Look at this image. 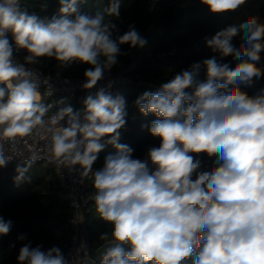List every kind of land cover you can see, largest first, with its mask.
<instances>
[{
  "label": "clouds",
  "instance_id": "obj_1",
  "mask_svg": "<svg viewBox=\"0 0 264 264\" xmlns=\"http://www.w3.org/2000/svg\"><path fill=\"white\" fill-rule=\"evenodd\" d=\"M79 2L60 0L59 16L48 19L30 14L21 0H0V167L22 154L15 147L20 140L33 136L45 147L34 148L16 168L17 184L30 178L41 159L61 170L79 165L81 177L96 190L92 199L99 218L111 225L99 238L106 246L100 264H264V94L249 96L240 89L241 83L251 86L264 77L257 66L264 22L250 16L206 39L212 52L237 62L234 68L213 56L138 96L139 112L157 117L148 131L161 141L141 159L119 142L127 116L122 95L101 88L83 100L82 110L69 105L48 116L52 104L44 98L52 95L51 87L41 93L38 74L25 67L41 57L61 66L88 64L82 86L87 90L118 62L121 45L147 43L133 25L114 36L123 0H108L94 15L82 13ZM200 3L220 14L238 10L246 0ZM8 33L16 50L28 53L24 63L14 60ZM238 35L242 42L236 47L232 41ZM43 83L48 85V78ZM104 137L109 138L102 143ZM106 145L115 153L94 170ZM200 153L215 156L210 171H202V161L192 155ZM11 223L0 216V235L9 233ZM17 261L89 264L90 256L83 245L69 260L59 247L45 251L28 243Z\"/></svg>",
  "mask_w": 264,
  "mask_h": 264
},
{
  "label": "trees",
  "instance_id": "obj_2",
  "mask_svg": "<svg viewBox=\"0 0 264 264\" xmlns=\"http://www.w3.org/2000/svg\"><path fill=\"white\" fill-rule=\"evenodd\" d=\"M21 6L30 14L35 13L41 18L51 19L59 16L61 5L60 0H21ZM107 6L108 0L79 2L80 11L89 15H94ZM250 16H257L264 22V0H246L238 10L220 14L211 13L200 0H123L120 17L113 21L118 28L114 36L122 35L133 25L147 41L142 48L121 45L122 54L110 69L115 73L128 66L126 75L133 81V84L124 85L120 94L126 100L127 116L125 126L119 130V142L134 149V158H146L148 149L159 147L161 143L159 137L152 136L148 131V126L157 117L153 113L145 116L139 112L134 103L138 96L145 91L155 92L154 84L172 79L175 74L188 69L193 63L213 56L219 62L229 63L234 68L237 62L231 56L221 58L219 53L212 52L206 46V39H211L218 31L232 23L238 24ZM9 42L14 49L15 42L11 33ZM241 42L239 35L232 41L236 47ZM17 54L24 62L28 53L19 49ZM35 65L45 71L59 66L63 75L73 77H84L85 70L90 67L79 62L61 66L54 58L45 57L38 58ZM257 66L264 68V51L261 52ZM199 79H206L203 68ZM137 81L142 84H137ZM240 89L249 96L264 94V77L255 80L251 86L241 83ZM133 113L136 117L129 120ZM114 153L115 149L106 145L98 153V159L92 167L95 170L100 169L105 157ZM192 155L202 161V171H210L215 166V156L209 157L206 153ZM16 175L12 165L0 167V216L12 222L9 233L0 235V264H18L19 249L28 243L32 247L39 245L45 251L56 246L64 254L70 239L66 220L72 213V208L57 197L60 181L54 169L50 165L42 167L41 162H38L30 169V178L26 181L17 184L14 179ZM95 191L91 182L88 202L82 209L88 244L94 249L105 243L99 239L100 236L111 231V225L100 219L96 212L92 199ZM21 235L25 239H18ZM183 264H191V260H185Z\"/></svg>",
  "mask_w": 264,
  "mask_h": 264
},
{
  "label": "built area",
  "instance_id": "obj_3",
  "mask_svg": "<svg viewBox=\"0 0 264 264\" xmlns=\"http://www.w3.org/2000/svg\"><path fill=\"white\" fill-rule=\"evenodd\" d=\"M153 1V0H151ZM9 39V33L7 34ZM13 58L18 63H24L21 57L17 54L16 48H14ZM26 69L35 71L38 74L40 80V91L43 93L48 86L51 87V96H45L46 103L52 104V108L48 113V116L53 115L60 108L65 106H72L74 109V102L77 105L83 106V100L88 95H95V93L104 88L107 92L115 95H120L121 90L120 87L133 84V81L126 75V71L128 70V66L123 67L118 72L113 73L111 70L105 71L103 79L98 81L97 85L92 89H84L82 86L86 82L85 77H73L62 74L61 67L57 66L52 70H42L37 65H25ZM48 78V85L43 83L44 79ZM170 80V79H169ZM168 80H164L158 84H154L153 88L157 91L162 83L167 82ZM137 84H142L141 81H137ZM111 85V87H109ZM71 93L75 94V98L67 100L64 104L59 103V100L55 99L54 102H51V98L53 96ZM52 109H55L52 111ZM136 117V114L133 113L129 116V120H133ZM107 137L102 138L101 142L103 143ZM16 150L21 155H13L12 160L7 165H12L15 168L18 166H22L25 164L29 155H31V151L35 148L37 150L44 149L45 141L40 140L39 137H25L20 140L15 146ZM6 148H11L10 145H6ZM9 154H12L11 151ZM44 153L42 152L41 155ZM38 162H46V160H38ZM49 164V163H48ZM56 173L59 181H60V190L57 194L58 199L68 203V205L72 208V213L67 218V224L70 229V239L68 244L66 245L64 255L71 260L73 256L77 253V249L81 246V228L84 224L82 209L86 206L89 198V188L91 186V181L87 178H82L80 173L82 169L79 165H76L71 171L68 169H59L52 164H49ZM94 169V168H93ZM95 170V169H94ZM76 205H79L78 207ZM94 264H100V262H95Z\"/></svg>",
  "mask_w": 264,
  "mask_h": 264
},
{
  "label": "water",
  "instance_id": "obj_4",
  "mask_svg": "<svg viewBox=\"0 0 264 264\" xmlns=\"http://www.w3.org/2000/svg\"><path fill=\"white\" fill-rule=\"evenodd\" d=\"M105 243H103L102 245H104ZM81 245H83L85 247V250L88 252L89 256H90V261L89 264H94L95 262H101V258L103 255V252L105 250V247L99 246L98 248L94 249L92 248L89 244H88V240H87V233L84 227V224L82 225L81 228ZM127 247V246H125Z\"/></svg>",
  "mask_w": 264,
  "mask_h": 264
},
{
  "label": "rangeland",
  "instance_id": "obj_5",
  "mask_svg": "<svg viewBox=\"0 0 264 264\" xmlns=\"http://www.w3.org/2000/svg\"><path fill=\"white\" fill-rule=\"evenodd\" d=\"M123 89V86L120 87V90ZM75 94H71V93H65V94H60V95H57L56 96H53L51 98V102H54L55 99L61 101V100H64V102H66L67 100H70V99H73L75 98ZM44 102L46 103V98H44ZM47 104V103H46ZM83 106L82 105H77L75 102H74V111H79V110H82ZM55 109H52V111H54ZM41 165L42 167H47L49 164L46 163V162H41Z\"/></svg>",
  "mask_w": 264,
  "mask_h": 264
}]
</instances>
